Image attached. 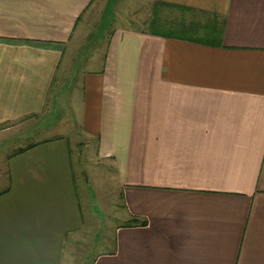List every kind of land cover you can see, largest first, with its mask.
Here are the masks:
<instances>
[{
	"label": "crops",
	"instance_id": "obj_1",
	"mask_svg": "<svg viewBox=\"0 0 264 264\" xmlns=\"http://www.w3.org/2000/svg\"><path fill=\"white\" fill-rule=\"evenodd\" d=\"M105 1L0 0V264H264V0L131 2L217 22L212 43L111 26ZM72 138L114 207H83Z\"/></svg>",
	"mask_w": 264,
	"mask_h": 264
},
{
	"label": "rangeland",
	"instance_id": "obj_2",
	"mask_svg": "<svg viewBox=\"0 0 264 264\" xmlns=\"http://www.w3.org/2000/svg\"><path fill=\"white\" fill-rule=\"evenodd\" d=\"M105 0H103V6H99V10H103L104 8V4H105ZM131 2H133V0H120V3H118V7H117V22L113 24H111V26L113 25L115 26H120V21L123 19V23L125 24V26H131V27H136V28H140V29H144V30H150V25L148 23L149 20V16H147V18H144V15L141 14H137L138 11H140L142 8H139L137 6V4H132ZM102 5V4H101ZM98 10V11H99ZM160 15V14H159ZM95 16V15H94ZM99 14L98 16L94 17V19L97 20V18H99ZM181 16L180 13L175 12V11H170L168 9H164L162 15H160V18L162 20H165L167 22H169V20H175L177 18H179ZM188 17V19H192L190 15H186ZM122 18V19H121ZM93 19V21H94ZM187 20V19H186ZM147 21V22H146ZM97 25V21L93 23V27H95ZM111 26H109V29H111ZM108 29V30H109ZM113 29V28H112ZM111 29V30H112ZM107 30V32H108ZM107 32L104 33V35L107 34ZM45 122V120H43ZM50 121V120H48ZM53 121V120H51ZM53 122H56V120H54ZM31 123H33L34 125V136L32 135V138L34 141L40 139L42 135H36V131L38 129V127L46 125L43 124L41 120L39 119H35V120H31ZM28 126V125H27ZM26 128V127H25ZM68 133L69 129L66 130ZM53 133V134H52ZM52 133L49 134V137H53L55 136V131L54 129H52ZM67 136V134H66ZM26 136H20L18 135H13L10 137H7V141L10 144L8 151H4L3 152V156L5 155V153H10L12 154L13 151L12 149L17 148V146H20L22 143L24 142H28L30 141V136H28L27 138H25ZM44 137V136H43ZM73 143L71 144V147L73 146V156L74 159L78 162H81L80 164L82 167V170L85 171V173L87 174V177L89 175L90 178H87L90 180L91 183V191L93 194V197L89 198V199H82V205L84 208H89L93 207V208H99L101 209L103 208H112L114 207L113 202V198L116 196V194L114 192H116V187H115V183L113 182V178L112 175L114 176V174H110L109 173V169L108 166L104 163L101 164L99 161L95 164L96 166L93 167H89V164H93V160L91 159V161L89 160L91 157L89 155V152L85 153L86 151H83L80 148V144H78L79 139H77V142L74 141L75 139L72 138ZM6 139H2V143L5 142ZM23 140V141H22ZM0 150H2L0 148ZM82 151V152H81ZM2 159H4L2 157ZM92 162V163H90ZM79 164V166H80ZM113 173V172H112ZM101 218H104V223L101 222L100 225L98 226V236L99 238H102L106 235L107 238H109L110 234L112 231L108 230L107 231V224L105 223V217L101 214L98 216V223L100 222ZM99 242V241H98ZM77 257L81 260L82 264H91V262L94 260V257L99 253L100 248H98V246L96 245H92V246H88V247H81V248H77ZM83 259V260H82Z\"/></svg>",
	"mask_w": 264,
	"mask_h": 264
},
{
	"label": "trees",
	"instance_id": "obj_3",
	"mask_svg": "<svg viewBox=\"0 0 264 264\" xmlns=\"http://www.w3.org/2000/svg\"><path fill=\"white\" fill-rule=\"evenodd\" d=\"M158 11L160 12L161 8ZM149 25L152 33L170 35L171 37H186L187 39L201 42L212 43L214 42L213 40L221 36L217 22L210 26L207 24L203 27V24L199 20L186 22L183 14L175 20H169V22L162 20L159 14H157L155 20ZM202 30L204 31L203 34L201 33Z\"/></svg>",
	"mask_w": 264,
	"mask_h": 264
}]
</instances>
